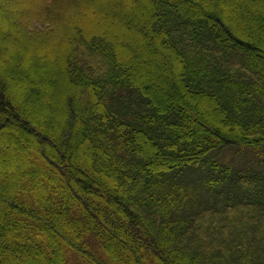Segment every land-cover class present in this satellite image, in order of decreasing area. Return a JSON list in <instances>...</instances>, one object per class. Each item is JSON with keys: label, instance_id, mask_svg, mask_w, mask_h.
Listing matches in <instances>:
<instances>
[{"label": "trees", "instance_id": "obj_1", "mask_svg": "<svg viewBox=\"0 0 264 264\" xmlns=\"http://www.w3.org/2000/svg\"><path fill=\"white\" fill-rule=\"evenodd\" d=\"M82 2L0 0V264H264V0Z\"/></svg>", "mask_w": 264, "mask_h": 264}, {"label": "rangeland", "instance_id": "obj_2", "mask_svg": "<svg viewBox=\"0 0 264 264\" xmlns=\"http://www.w3.org/2000/svg\"><path fill=\"white\" fill-rule=\"evenodd\" d=\"M34 1L35 0H22V3H24V5L26 4V5L32 6V4H33ZM82 1H84V2H82V4H83V3H85L86 0H82ZM115 1L116 0H89V2L91 3L90 6H96V7L90 9V12L92 13V15L91 14L90 15L91 16H93L95 14L96 15H99V13H100L102 17H107L108 14H110L112 12V9L114 7H116ZM76 9H77V6L75 5L73 7V9H71L69 11V12H71V13H69V15L70 14L72 15V11H74ZM42 20L41 19H37V21H35V22L38 25H40L41 23L44 24L45 22H43ZM81 20L82 19L78 18V21L79 22ZM6 24H5V21L3 23V20L1 19V16H0V25H2L3 27L7 28ZM38 27H40V26H38ZM91 59H94V58L83 57V60H91ZM18 92H19V90L18 89H15L14 91H11V95L10 96H13V99L17 100L18 99V96H17L18 95ZM25 109H26V114L29 113V111L31 110V105H28L27 107H25ZM12 132H13L12 130H6L3 133L2 137L0 138V140L7 139L10 136V134H13ZM250 151L251 150L250 149H247V148L240 150V149H236L234 147H230V148L224 150L223 156H224V158L226 160H230L231 159V161H235V159H237L236 161H238L240 163H246V161L245 162H243V161L244 160H247V158H248V160H250L251 158H252V160H255L254 159L255 158V155H254L253 151H251V152ZM21 153H23V152H21ZM12 154L14 156H18V152L17 151L12 152ZM25 154L26 155L29 154V151H26ZM252 163H254V162H252ZM9 166L12 169H8V172H10V170H15L17 168H22V165L16 167V165H14V162H10V165Z\"/></svg>", "mask_w": 264, "mask_h": 264}]
</instances>
